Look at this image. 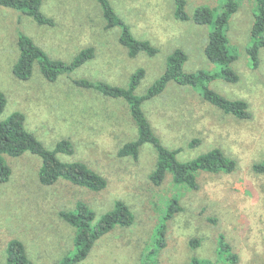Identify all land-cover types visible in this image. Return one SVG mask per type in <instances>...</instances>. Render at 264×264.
<instances>
[{"label":"rangeland","instance_id":"374dc122","mask_svg":"<svg viewBox=\"0 0 264 264\" xmlns=\"http://www.w3.org/2000/svg\"><path fill=\"white\" fill-rule=\"evenodd\" d=\"M110 2L136 38L148 39L159 49L155 56L139 53L130 57L118 41L121 28H105L96 0H43L40 10L53 19L52 26L37 24L30 16L0 5V90L6 97L0 119L20 112L26 129L49 149L57 141L69 139L74 152L58 157L82 161L107 179L106 187L98 192L62 180L45 186L37 176L39 156L31 152L6 156L11 175L8 181L0 182V264H7L6 248L11 239L23 242L33 264H57L73 248L75 233L59 211L83 201L97 220L116 200L129 206L133 223L116 226L100 237L77 264H142V257L155 245L154 231L172 194L179 196L182 210L167 220L165 245L153 255L155 264H188L193 255L212 264H229L219 258V234L238 254L237 264H264V174L251 168L264 158V48L259 50L257 66H252L247 54L254 1L239 3L226 31L235 56L232 67L238 74L237 82H210L222 95L245 100L248 119L225 114L190 87L172 81L160 95L142 105L161 142L180 150L179 159L219 147L236 160L231 173L199 172L194 190L176 187L169 174L161 184L152 183L149 174L156 152L150 144L141 146L137 159L118 156L119 147L136 135L126 103L78 87L73 80H102L124 87L132 72L142 67L145 75L135 92L143 94L164 72L166 57L175 48L187 54L184 71H214L204 53L211 24L175 19L174 0ZM224 2L186 0L185 10L192 15L198 5H208L219 12ZM20 33L54 60L69 62L90 46L95 55L54 82L43 77L37 62L30 78L20 80L12 72L19 56ZM195 138L200 143L190 148L188 143ZM191 238L200 239L196 249L189 245Z\"/></svg>","mask_w":264,"mask_h":264},{"label":"trees","instance_id":"16d2710c","mask_svg":"<svg viewBox=\"0 0 264 264\" xmlns=\"http://www.w3.org/2000/svg\"><path fill=\"white\" fill-rule=\"evenodd\" d=\"M43 0H0V5L30 16L37 24L53 25L52 18L45 16L40 6ZM100 6L105 28L120 27L119 43L127 50L130 57L139 53L147 56H155L159 49L148 39L136 38L127 23L116 12L110 0H96ZM221 11L208 5H198L189 15L185 10L186 0H174L173 16L179 21L191 20L198 25H209L204 53L207 59L214 64V71L198 69L191 72L183 70L187 60V54L181 48L173 49L166 57L165 70L157 77L143 94H137L136 88L144 78L145 71L142 67L135 69L129 76L127 85H112L102 80H90L81 78L73 80V83L81 88L94 90L108 98L122 99L128 108L130 117L136 128L135 138L126 141L119 147L117 154L120 157L137 159L143 144H150L156 152L155 165L149 178L153 184H161L169 174L173 185L176 187L194 190L198 188L197 174L199 172H227L236 169V160L225 155L219 148L214 147L198 155L181 160L178 158L179 149L166 147L156 135L143 110V102L160 95L169 82L179 86L190 87L198 93L203 100L222 110L225 114L237 119H248L250 111L248 104L243 99H231L210 87V82L221 79L228 83H235L238 74L232 67L234 55L229 46L226 34L230 17L238 10L239 3L247 0H224ZM255 3L254 20L250 30V41L247 47L252 66L259 62V50L264 48V0H253ZM17 45L19 56L12 66L14 76L20 80L30 78L34 63L37 62L43 77L54 82L60 75L69 73L78 68L95 55L93 47L81 49L75 57L65 62L54 60L37 46L32 39L23 34H18ZM6 106V97L0 90V115ZM24 116L20 112L11 113L6 119H0V182H6L10 178L11 168L6 161V156L18 157L24 152H31L41 159L38 169V180L42 185L50 186L57 181H67L73 185L86 188L90 191H101L107 185V179L97 171L79 160L63 161L58 154H72L74 145L69 139H61L53 148L45 147L24 125ZM200 139L195 138L188 143L190 148L199 145ZM254 173L264 174V158L251 165ZM182 210L179 196L172 194L159 219L155 229L154 247L148 254L142 257V264H155V255L165 245L166 223L171 217ZM60 217L74 230L73 248L65 254L57 264H77L84 260L94 246L95 242L114 229L116 226H129L134 221V214L129 206L122 200H116L108 211L95 220L94 211L83 201H78L72 209L59 211ZM215 222V219L208 217ZM219 258L229 264H237L239 256L232 251L231 245L225 241L224 235L217 238ZM189 245L196 249L200 245V239L191 238ZM151 248V247H150ZM7 264H33L29 259L23 242L19 239H11L6 248ZM188 264H212L209 260L191 256Z\"/></svg>","mask_w":264,"mask_h":264}]
</instances>
